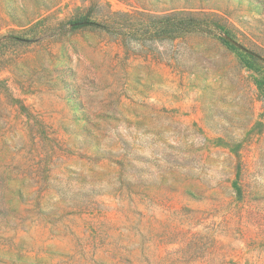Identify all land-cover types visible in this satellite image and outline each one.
Returning <instances> with one entry per match:
<instances>
[{"label": "rangeland", "instance_id": "obj_1", "mask_svg": "<svg viewBox=\"0 0 264 264\" xmlns=\"http://www.w3.org/2000/svg\"><path fill=\"white\" fill-rule=\"evenodd\" d=\"M92 2L256 58L58 28ZM0 264H264V0H0Z\"/></svg>", "mask_w": 264, "mask_h": 264}, {"label": "trees", "instance_id": "obj_2", "mask_svg": "<svg viewBox=\"0 0 264 264\" xmlns=\"http://www.w3.org/2000/svg\"><path fill=\"white\" fill-rule=\"evenodd\" d=\"M99 3L96 2V5ZM95 2L86 8L84 15L58 24L61 31L78 28H89L114 33L125 39L157 41L178 40L192 34H204L221 40L230 50L238 53L243 60L256 58L255 53H244L234 42L231 23L218 13L193 12L188 10L172 11L164 14H153L146 10H136L133 13L114 12L108 10L103 18L93 10Z\"/></svg>", "mask_w": 264, "mask_h": 264}]
</instances>
